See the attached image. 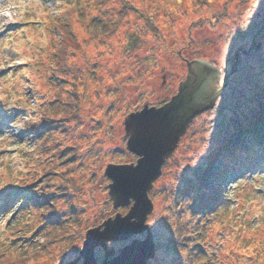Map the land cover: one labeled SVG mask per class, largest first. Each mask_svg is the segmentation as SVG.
I'll list each match as a JSON object with an SVG mask.
<instances>
[{
    "label": "rangeland",
    "instance_id": "obj_1",
    "mask_svg": "<svg viewBox=\"0 0 264 264\" xmlns=\"http://www.w3.org/2000/svg\"><path fill=\"white\" fill-rule=\"evenodd\" d=\"M67 1L75 0L0 3V237L9 238V230L16 225L18 229L14 230L19 231L23 227L19 222L38 224L39 229L30 236L19 238L22 248L32 253L28 264H64L78 255L87 228L116 211H128L129 205L114 208L108 193L111 179L105 174V167L108 162L137 159L126 147L123 119L146 101L158 105L170 99L187 72L182 55L202 57L223 67L238 46L260 45L249 55H242L216 105L195 117L150 191L154 209L148 220L153 224L157 248L148 264H163L162 248L167 233L163 216L170 202L169 190L182 182L184 173L200 163L213 144L225 140L227 133L233 134V117L237 114L243 122L262 108L258 123L245 135L235 136L222 150L223 155L232 154L240 145L248 147L250 138L264 140V0H111L105 7L89 12L85 23H91L92 15L108 22L128 6L137 8L139 13L130 11L114 33L102 38L90 37L87 27L82 26L84 22L74 20V31L80 36L83 51L73 55L71 63L80 65L85 74L82 117L80 122L71 120L72 132L67 139V144L78 146L76 160L71 159L67 175L75 181V189L57 203L67 227L51 232L53 224L36 220L37 210L32 206L30 193L23 191L27 189L21 183L28 170L22 168L25 158L28 152L36 154L37 147L42 146L40 134L25 129L24 124L38 114L39 102L54 98L51 50L53 39L60 38L62 32L46 19L60 12L61 4ZM142 13L143 18L139 15ZM8 17H12L10 29L6 28ZM134 32L136 43L130 38ZM33 59L40 62L32 63ZM226 65L229 70L233 67L232 63ZM222 159L216 160L214 168L221 167ZM231 168L232 164L227 163L223 184L234 192L239 183L248 182L253 172L234 175ZM255 182L258 187L264 186V182ZM38 188L37 184L30 190ZM8 196V201L3 202ZM72 206L78 209L77 213ZM137 236L144 234L108 244L118 253ZM4 240L8 245L9 239ZM95 256L98 262L103 260L104 250L100 246L95 248Z\"/></svg>",
    "mask_w": 264,
    "mask_h": 264
},
{
    "label": "trees",
    "instance_id": "obj_2",
    "mask_svg": "<svg viewBox=\"0 0 264 264\" xmlns=\"http://www.w3.org/2000/svg\"><path fill=\"white\" fill-rule=\"evenodd\" d=\"M109 1H67L61 4L63 9L59 13L48 17L49 22L62 32L60 38L53 39L51 50V71L54 74L51 81L56 91L51 100L39 102L38 114H34L33 120L24 124L25 129L40 134L42 146L37 147L36 154L28 152L22 167L28 169L27 175H22L21 183L28 188L38 184L39 188L30 194L32 206L37 210L36 220L53 224L51 232L67 227L57 203L58 199L68 196L75 187V181L67 175L72 160H76L78 146L67 144V139L72 132L70 123L73 120L80 122L82 117L85 74L80 65L71 63L73 55L83 51L73 22H84L82 26L87 27L90 37L102 38L114 33L124 18L130 15V11H135L137 15L139 13L137 8L128 6L108 22L92 15L91 23L87 25L85 21L88 13L105 7ZM139 15L143 18L145 13ZM130 38L136 43V32L131 33ZM35 94L39 99L38 90ZM233 118L236 120L233 134L224 131L226 139L213 144L204 154L203 160L184 173L182 182L169 190L170 202L163 216L167 231L162 248L165 254L163 264H264V193L255 188V180L264 182V175H250L248 182L239 183L234 192L223 184L227 177V163L232 164L234 172L247 162L256 168L264 166V140L259 142L250 138L248 147L240 145L234 148L232 154H222V150L235 136L240 133L245 135L258 123L262 118V108L247 121H240L238 114ZM213 137L218 138L216 135ZM19 148L23 151L22 145ZM219 157H223V163L216 169L214 163ZM17 174L19 172L15 177ZM210 178L212 182H209ZM72 207L77 213L78 209ZM33 213L32 210L29 214ZM19 223L23 224L19 231H15L18 229L16 225L8 231L11 234L9 238L0 237V264H26L32 254L22 248L19 238L30 235L33 230L39 229V225ZM4 238L7 242L9 239L8 245Z\"/></svg>",
    "mask_w": 264,
    "mask_h": 264
},
{
    "label": "water",
    "instance_id": "obj_3",
    "mask_svg": "<svg viewBox=\"0 0 264 264\" xmlns=\"http://www.w3.org/2000/svg\"><path fill=\"white\" fill-rule=\"evenodd\" d=\"M253 40H256L255 36ZM239 50L233 69L225 73L222 83H218L222 70L217 64L202 57L187 59L186 76L168 101L161 105H151L146 101L142 108L125 116L126 147L137 155V159L108 162L104 171L112 179L108 193L114 208L129 205V209L126 213L117 211L114 216L110 215L101 223L87 228L79 254L64 264H79L81 259L80 264H148L155 257L152 223L147 222L154 209L149 192L190 123L198 114L214 107L223 94L230 75L237 68ZM139 233H145V237L133 238L118 253L113 245L108 244ZM97 246L104 250L101 262L95 256Z\"/></svg>",
    "mask_w": 264,
    "mask_h": 264
},
{
    "label": "flooded vegetation",
    "instance_id": "obj_4",
    "mask_svg": "<svg viewBox=\"0 0 264 264\" xmlns=\"http://www.w3.org/2000/svg\"><path fill=\"white\" fill-rule=\"evenodd\" d=\"M238 47H241V49L239 50V60H238V63H240V60H241V57H242V55L243 54H245L244 53V51H243V48L245 47V46H243V45H241V46H238ZM237 47V48H238ZM237 48H236V50H237ZM250 48V47H249ZM235 50V53H234V56H232L231 58H230V61L228 60V59H226V61H225V65L222 67V69H223V74H222V76H221V79H220V81H222V78H223V76H224V74H225V72H226V69H227V71H229V68H228V66L226 65V63L227 64H229V63H232V66H233V63H234V61H235V59L237 58V56H236V51ZM182 58L184 59V61H185V63H187V59H193V58H195V57H193V58H188V57H185V56H183L182 55ZM217 63V62H216ZM185 75H186V73H185ZM185 77V76H184ZM182 80V79H181ZM180 82V81H179ZM179 82H178V84H179ZM177 88H178V85H177ZM167 101V100H166ZM165 102V101H164ZM159 105V104H158ZM144 237V236H143Z\"/></svg>",
    "mask_w": 264,
    "mask_h": 264
}]
</instances>
